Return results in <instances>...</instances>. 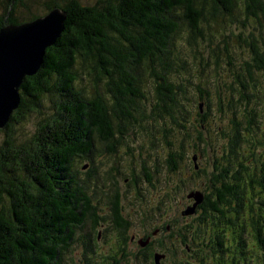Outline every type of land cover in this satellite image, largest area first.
Masks as SVG:
<instances>
[{"label": "trees", "instance_id": "obj_1", "mask_svg": "<svg viewBox=\"0 0 264 264\" xmlns=\"http://www.w3.org/2000/svg\"><path fill=\"white\" fill-rule=\"evenodd\" d=\"M53 8L65 13L64 29L45 49L39 70L24 78L19 107L0 129V264H63V251L73 243L83 246L79 264H96L99 224L78 168L87 162L84 175L89 176L95 143L115 153L123 143V126L154 116L169 124L163 126L166 134H173L171 142L165 137L173 151L166 162L173 170L189 138V109L196 106L198 115L209 110L207 93L198 86L194 95L188 87L192 68L210 59L216 63L210 46L215 35L226 41L243 36L249 51L245 64L264 73V0H0V28ZM239 10L243 17L236 15ZM249 16L254 22L246 28L242 19ZM200 52L205 57L197 61ZM145 82L154 84L155 101L147 97ZM27 124L35 127L25 130ZM239 141L229 137L228 148ZM230 155L234 150L221 159ZM241 170L220 166L213 196L203 194L200 206L230 207L232 194L240 215L244 194L251 192L264 218V155L252 173L244 168L243 176ZM89 218L92 226L85 224ZM119 226L124 231L127 223ZM252 233L264 258L258 221Z\"/></svg>", "mask_w": 264, "mask_h": 264}, {"label": "rangeland", "instance_id": "obj_2", "mask_svg": "<svg viewBox=\"0 0 264 264\" xmlns=\"http://www.w3.org/2000/svg\"><path fill=\"white\" fill-rule=\"evenodd\" d=\"M239 11L236 15L243 17ZM242 21L246 28L254 22L250 16ZM247 35L249 32L245 30L244 37ZM243 39L241 36L237 40L233 38L226 41L215 35L210 46L216 51V63L210 59L209 63H197L196 68H192V85L188 87V92L197 95V87L200 86L207 93L209 110H201L198 115L196 106L189 109V119L192 120V126L189 125L188 129L189 138L185 142V151L177 153L173 170L166 162L168 152L173 151L167 147L165 140L167 137L168 142H171L173 134H166L163 126L169 128V124L160 123L154 116L148 118V122L138 116L140 125L123 126V143L117 145L115 153L108 154L104 144L95 143L93 173L84 175L88 169L87 162L77 170L82 184L87 188L89 204L98 219L99 239L94 241L95 250L106 254L115 240L114 234L117 233L112 219V203L117 193L121 200L119 206L123 207L121 213L129 223L126 233H136L138 242L144 235L152 233V241H155L160 255L159 264H207L211 259L210 248L202 245L207 244L208 240H199L201 236L194 224L202 213L182 214L192 204L193 199L187 197L188 193L199 190L212 197L216 185L214 179L220 166L242 169L244 176L243 169L247 168L252 173L259 167L264 155V73L254 68L251 62L245 64L249 62V51L244 49ZM196 55L197 61L199 56L202 59L205 57L203 52ZM145 85L147 97L155 101L154 84L145 82ZM257 97L262 101H258ZM246 98L250 99L249 102ZM45 105H51L47 99ZM149 113L145 112L147 115ZM34 127L27 124L25 130ZM231 136L240 139L238 147L228 148ZM112 146L110 144V148ZM172 147L176 149L175 144ZM229 149L234 150L236 155L222 160L223 155H228ZM181 154L182 158H179ZM193 157L196 158L195 162ZM78 165L75 162L74 169ZM244 197L245 201L241 202H245L244 226L243 232L239 233V247L237 239H234L233 244V238L226 235L219 241L231 252L243 250L244 264H264L262 248L252 233L253 223L258 221L264 239V218L257 211L258 197L253 199L251 192L244 194ZM85 224L92 226L93 220L89 218ZM139 244L130 246L132 253L141 248ZM82 250V245L73 243L69 250L63 251V264H79ZM194 254L197 257H191ZM129 259L132 264H137L133 256H129Z\"/></svg>", "mask_w": 264, "mask_h": 264}, {"label": "water", "instance_id": "obj_3", "mask_svg": "<svg viewBox=\"0 0 264 264\" xmlns=\"http://www.w3.org/2000/svg\"><path fill=\"white\" fill-rule=\"evenodd\" d=\"M64 20L65 13L53 8L32 21L0 28V129L19 107V90L24 78L39 70L45 49L56 42L64 29ZM192 159L195 162L196 158ZM187 197L194 201L182 211L183 215L194 214L197 206L203 202L200 191H191ZM147 243L148 239L140 241L142 246ZM159 258L160 255L155 254L156 264H159Z\"/></svg>", "mask_w": 264, "mask_h": 264}, {"label": "flooded vegetation", "instance_id": "obj_4", "mask_svg": "<svg viewBox=\"0 0 264 264\" xmlns=\"http://www.w3.org/2000/svg\"><path fill=\"white\" fill-rule=\"evenodd\" d=\"M229 196L230 197H228V199L230 200V207L222 206L218 209H212L210 208L211 205L214 204L212 203L211 205H208L206 210L199 205L195 212V214L199 212L202 213L198 218L200 221L195 220L194 224L198 223L196 224V229L201 235L199 240H208L207 244H202L204 247L210 248L211 255L209 257L211 259L207 262V264H244L242 261L245 256L243 250L235 249L231 252L228 249H225L219 241L224 238V235H226L233 238L234 244V239L238 240L239 233L243 232V214H240V217V215L236 212L237 206L232 204V201L236 199V196L232 194H229ZM222 199H225V197ZM88 201L90 203V200ZM119 201H121L120 196L115 193L112 203V219L114 220L113 223L115 224L116 230L113 231H115L118 235L114 234L115 240L110 245L111 247H109L106 254H103L101 251L94 250L96 264H132L129 256H133L137 264H155L154 256L155 254H158V252L157 247L154 244L155 241H152V233L146 234L142 238V240L148 239V243L145 246H141V244H139L140 242L137 241V238L139 237H137L136 233L130 232V234H127L126 231L129 230V223L121 213V209L123 207L119 206ZM189 201H191V199ZM95 217L97 216L95 215ZM115 219H117V221H115ZM123 220L127 223V228L124 231H121L118 227H120V221L124 222ZM172 230H174V228H172ZM97 239L99 238L97 237ZM239 241L240 240H238L237 247H239ZM134 243H138L141 248H137L136 251L132 253L133 250L130 249V246ZM120 244L123 245L120 246ZM195 256L197 257L195 254L191 257ZM206 258L208 259V257ZM199 259H202V257L199 256ZM161 264L163 263L161 262Z\"/></svg>", "mask_w": 264, "mask_h": 264}]
</instances>
